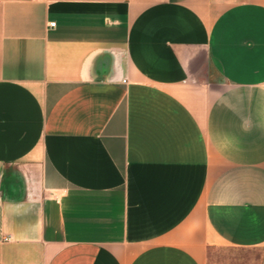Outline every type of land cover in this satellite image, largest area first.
<instances>
[{
	"label": "crops",
	"instance_id": "obj_1",
	"mask_svg": "<svg viewBox=\"0 0 264 264\" xmlns=\"http://www.w3.org/2000/svg\"><path fill=\"white\" fill-rule=\"evenodd\" d=\"M250 251L264 0H0V264Z\"/></svg>",
	"mask_w": 264,
	"mask_h": 264
},
{
	"label": "rangeland",
	"instance_id": "obj_2",
	"mask_svg": "<svg viewBox=\"0 0 264 264\" xmlns=\"http://www.w3.org/2000/svg\"><path fill=\"white\" fill-rule=\"evenodd\" d=\"M215 264H256L259 252H221L213 256Z\"/></svg>",
	"mask_w": 264,
	"mask_h": 264
},
{
	"label": "built area",
	"instance_id": "obj_3",
	"mask_svg": "<svg viewBox=\"0 0 264 264\" xmlns=\"http://www.w3.org/2000/svg\"><path fill=\"white\" fill-rule=\"evenodd\" d=\"M54 23H51L50 26H53Z\"/></svg>",
	"mask_w": 264,
	"mask_h": 264
}]
</instances>
